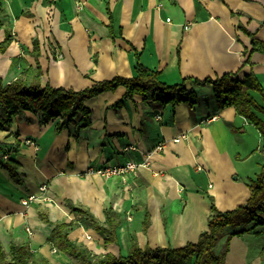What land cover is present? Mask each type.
<instances>
[{
	"label": "crops",
	"instance_id": "obj_1",
	"mask_svg": "<svg viewBox=\"0 0 264 264\" xmlns=\"http://www.w3.org/2000/svg\"><path fill=\"white\" fill-rule=\"evenodd\" d=\"M8 31L12 41L0 51L4 79L27 67L34 74L39 63L43 86L83 90L117 76L131 78L139 62L169 84L225 73L239 79L254 73L264 84V52L250 53L251 35L264 42V0H0V46ZM34 39L40 42L38 59ZM185 87L200 97L194 108L125 98L123 86L88 99L92 123L78 136L75 125L56 133L57 119L42 123L31 112L0 130L21 178L16 183L0 166L4 248L29 245L49 264L50 258L68 264L69 256L49 240L57 223L81 218L67 202L101 223L106 210L115 212L116 242L106 243L93 227L75 226L69 233L94 254L115 256L128 255L133 240L142 249L196 244L208 229L213 203L221 212L246 205L247 183L264 164L260 132L235 107L218 110L211 85L188 81ZM150 153V165L126 180L90 171L143 163ZM30 196L36 200L23 205ZM252 226L225 229L215 248L221 254L230 239L225 264H264V225L235 234ZM87 235L95 236V248Z\"/></svg>",
	"mask_w": 264,
	"mask_h": 264
},
{
	"label": "trees",
	"instance_id": "obj_2",
	"mask_svg": "<svg viewBox=\"0 0 264 264\" xmlns=\"http://www.w3.org/2000/svg\"><path fill=\"white\" fill-rule=\"evenodd\" d=\"M110 18L109 28L112 33L114 29L112 15ZM251 36L253 47L250 53L264 52V42L255 38L254 35ZM11 41L12 35L8 31L6 39L0 46L2 53ZM33 45L35 58L38 59L39 40L34 39ZM32 71L33 67H27L11 80L0 76V130H9L14 118L24 112H31L40 115L42 123L57 119L56 133L69 128L70 125H75L76 136H78L80 130L90 127L92 123L91 110L85 102L104 92L115 91L120 86L126 88L125 98L141 95L163 105L171 104L175 107L179 103H185L190 108H194L199 104L200 97L194 90L186 89L185 84L190 81L198 85H211L217 109L235 107L237 114L248 119L259 130L264 140V84L254 73L246 75L244 79L237 78L235 73H225L216 79L187 78L180 83L169 84L161 79L159 72L138 62L134 66V75L131 78L117 76L110 80L95 82L83 90H74L57 88L50 84L43 86L39 63L36 72L32 74ZM12 151L13 149L3 147L0 143V166L8 171L16 183L20 184L19 163L11 157ZM5 156L8 158L5 159ZM247 185L251 196L246 205L221 212L213 203L208 229L201 233L196 244L190 243L182 248L146 247L142 249L137 241L133 240L130 252L126 256H115L112 253L97 255L83 243L69 239L73 224L65 221L56 224L49 240L57 250L69 256L71 261L68 264H225L230 239L227 240L226 248L221 254L215 252V248L224 236L225 229L253 223L252 228L235 233L244 234L257 226L264 225V165L256 178L249 179ZM67 206L72 212L87 216L90 226L105 237L106 243L117 241L120 220L112 209L105 211L106 222L101 223L91 213L73 206L71 202H67ZM0 264H49V262L29 245L11 244L7 251L0 242Z\"/></svg>",
	"mask_w": 264,
	"mask_h": 264
},
{
	"label": "built area",
	"instance_id": "obj_3",
	"mask_svg": "<svg viewBox=\"0 0 264 264\" xmlns=\"http://www.w3.org/2000/svg\"><path fill=\"white\" fill-rule=\"evenodd\" d=\"M80 8H81V6H80ZM168 21H170V19H168ZM209 121H210V119H209ZM185 138H186V135H182L181 137L177 138L175 140V142H179ZM162 148H163V145H161L157 150H160ZM130 149H135V147H133V148L130 147ZM152 153L146 155L143 163H138L134 160H130V161H127L125 164H122V165H104L98 169L91 168L90 171H93V172H95V173H97V174H99L105 178L117 177V178H121L123 180H126L130 173L137 171L141 167H148L150 165ZM7 158H8V156H5V159H7ZM41 190L42 191L46 190V187L43 186L41 188ZM34 200H35V197L30 196L27 199H23L22 203H23V205L27 206V205H29L30 202H32Z\"/></svg>",
	"mask_w": 264,
	"mask_h": 264
},
{
	"label": "rangeland",
	"instance_id": "obj_4",
	"mask_svg": "<svg viewBox=\"0 0 264 264\" xmlns=\"http://www.w3.org/2000/svg\"><path fill=\"white\" fill-rule=\"evenodd\" d=\"M18 76V75H17ZM12 78L11 77H9L8 78V80H11ZM254 126V125H253ZM258 130V129H257ZM259 131V130H258ZM261 134V133H260ZM262 136V135H261ZM262 139H263V137H262ZM257 146V145H256ZM263 150H264V140H263ZM264 165V164H263ZM261 167H262V165H261ZM105 178V177H104ZM42 192H46V190H44V191H42ZM36 200V199H35ZM69 223V222H68ZM72 224H73V228H72V230L75 228V226H79V227H81V226H83V227H86V228H88V227H90L91 228V226H90V220H89V218H87V217H85V216H81V218L80 217H78L77 218V220L75 219L73 222H72ZM259 240L260 241H262V237H260L259 238ZM56 252V251H55Z\"/></svg>",
	"mask_w": 264,
	"mask_h": 264
},
{
	"label": "bare ground",
	"instance_id": "obj_5",
	"mask_svg": "<svg viewBox=\"0 0 264 264\" xmlns=\"http://www.w3.org/2000/svg\"><path fill=\"white\" fill-rule=\"evenodd\" d=\"M94 237L95 236H89V235H87V238H88L89 242L91 243L92 247L95 248V242L93 241V238ZM50 260H51L52 264H62V262H63L61 259L59 260V258L58 259H56V258H50Z\"/></svg>",
	"mask_w": 264,
	"mask_h": 264
}]
</instances>
